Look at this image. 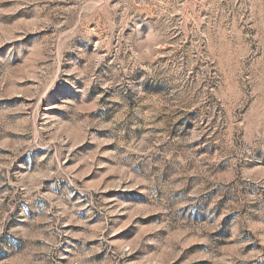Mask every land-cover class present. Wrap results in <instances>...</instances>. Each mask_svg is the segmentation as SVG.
I'll return each mask as SVG.
<instances>
[{
	"label": "rangeland",
	"instance_id": "374dc122",
	"mask_svg": "<svg viewBox=\"0 0 264 264\" xmlns=\"http://www.w3.org/2000/svg\"><path fill=\"white\" fill-rule=\"evenodd\" d=\"M0 264H264V0H0Z\"/></svg>",
	"mask_w": 264,
	"mask_h": 264
}]
</instances>
